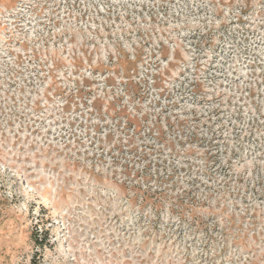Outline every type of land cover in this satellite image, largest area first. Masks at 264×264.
I'll list each match as a JSON object with an SVG mask.
<instances>
[{"label": "rangeland", "instance_id": "1", "mask_svg": "<svg viewBox=\"0 0 264 264\" xmlns=\"http://www.w3.org/2000/svg\"><path fill=\"white\" fill-rule=\"evenodd\" d=\"M34 259L264 264V0H0V264Z\"/></svg>", "mask_w": 264, "mask_h": 264}, {"label": "trees", "instance_id": "2", "mask_svg": "<svg viewBox=\"0 0 264 264\" xmlns=\"http://www.w3.org/2000/svg\"><path fill=\"white\" fill-rule=\"evenodd\" d=\"M46 241H47V238H46V239L44 238V239L39 240L37 236H34V242H35L38 246H43L44 243H46ZM46 244H47V243H46ZM39 259H40V258H39ZM39 259H38V260H37V259H34L32 264H40L41 261H39Z\"/></svg>", "mask_w": 264, "mask_h": 264}]
</instances>
